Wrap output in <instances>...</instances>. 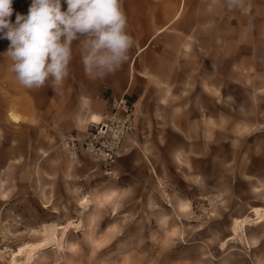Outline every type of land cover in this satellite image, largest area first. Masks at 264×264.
I'll return each mask as SVG.
<instances>
[{"label":"rangeland","instance_id":"obj_1","mask_svg":"<svg viewBox=\"0 0 264 264\" xmlns=\"http://www.w3.org/2000/svg\"><path fill=\"white\" fill-rule=\"evenodd\" d=\"M31 2L13 0V23ZM9 43L0 38V128ZM223 48L200 47V59L214 51L225 73ZM197 86L144 79L137 102L130 89L131 129L108 165L64 141L90 122L62 140L67 157L28 173L19 163L4 172L20 149L0 141V264H264V78Z\"/></svg>","mask_w":264,"mask_h":264},{"label":"crops","instance_id":"obj_2","mask_svg":"<svg viewBox=\"0 0 264 264\" xmlns=\"http://www.w3.org/2000/svg\"><path fill=\"white\" fill-rule=\"evenodd\" d=\"M121 2L134 44L117 71L103 79L90 78L81 62L80 44L74 42L69 75L59 89L54 91L51 81L40 89H26L14 75V85L7 89L11 98L0 141L15 143L20 155L6 158L4 172L10 171V163H19L21 172L28 173V168L56 164V159L67 157L62 140L113 110V102L126 98L130 89L137 102L136 86L144 79L197 78L200 88V78L205 76L264 78V0ZM200 30H212L214 36L200 37ZM210 45L227 47L222 50L223 62H229L225 73H218L214 51L203 50L200 59V47ZM11 114L19 120L12 121ZM12 127L19 128V138L8 137L17 134Z\"/></svg>","mask_w":264,"mask_h":264},{"label":"clouds","instance_id":"obj_3","mask_svg":"<svg viewBox=\"0 0 264 264\" xmlns=\"http://www.w3.org/2000/svg\"><path fill=\"white\" fill-rule=\"evenodd\" d=\"M12 4L0 0V38L10 41L3 55L26 89L48 81L54 91L62 87L74 42L85 74L99 79L117 71L134 44L121 0H32L27 15L17 12L14 23Z\"/></svg>","mask_w":264,"mask_h":264},{"label":"built area","instance_id":"obj_4","mask_svg":"<svg viewBox=\"0 0 264 264\" xmlns=\"http://www.w3.org/2000/svg\"><path fill=\"white\" fill-rule=\"evenodd\" d=\"M118 110L122 114H119ZM130 116L126 100L120 98L113 102V110L104 113L97 121H90L84 136L75 134L64 141L68 146L80 141L85 153L108 165L117 157L123 140L131 129Z\"/></svg>","mask_w":264,"mask_h":264},{"label":"bare ground","instance_id":"obj_5","mask_svg":"<svg viewBox=\"0 0 264 264\" xmlns=\"http://www.w3.org/2000/svg\"><path fill=\"white\" fill-rule=\"evenodd\" d=\"M239 223H240V221H239ZM242 223V222H241Z\"/></svg>","mask_w":264,"mask_h":264}]
</instances>
